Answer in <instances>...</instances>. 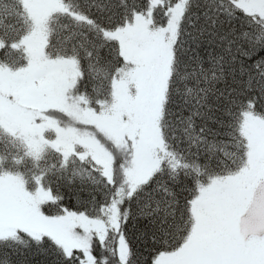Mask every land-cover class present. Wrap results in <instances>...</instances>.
Here are the masks:
<instances>
[{
    "label": "snow or ice",
    "instance_id": "6c2138e0",
    "mask_svg": "<svg viewBox=\"0 0 264 264\" xmlns=\"http://www.w3.org/2000/svg\"><path fill=\"white\" fill-rule=\"evenodd\" d=\"M0 264H264V0H0Z\"/></svg>",
    "mask_w": 264,
    "mask_h": 264
}]
</instances>
